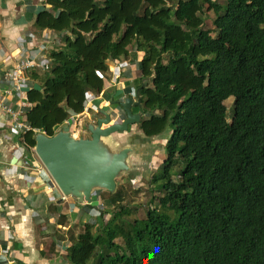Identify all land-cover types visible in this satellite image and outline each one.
<instances>
[{
	"label": "trees",
	"instance_id": "obj_1",
	"mask_svg": "<svg viewBox=\"0 0 264 264\" xmlns=\"http://www.w3.org/2000/svg\"><path fill=\"white\" fill-rule=\"evenodd\" d=\"M106 17L50 48V71L31 74L45 87L29 90L27 122L54 135L105 91L110 61L140 51L136 85L149 82L139 128L166 140V157L147 178L144 216L143 200H116L118 189L100 193L111 209L97 207L99 221L75 215L70 264H264V0H140L131 15L109 8ZM24 135L35 147L36 132Z\"/></svg>",
	"mask_w": 264,
	"mask_h": 264
},
{
	"label": "crops",
	"instance_id": "obj_2",
	"mask_svg": "<svg viewBox=\"0 0 264 264\" xmlns=\"http://www.w3.org/2000/svg\"><path fill=\"white\" fill-rule=\"evenodd\" d=\"M76 4L74 0H0V87L7 83L3 81L4 74L12 69L16 59L36 41L44 45H41L44 60L52 63L49 47L65 44L67 36L76 25L69 21L77 18L72 14H77ZM55 9L57 13L60 9L59 17L56 16ZM87 23L92 25L94 20ZM54 31L57 32L55 37ZM135 54L137 52L131 58L115 59L107 64L110 74L106 79V91L101 96L113 98L116 91L129 88L127 94H130L137 88L140 68L130 63L135 61ZM37 71L39 75L45 72L43 69ZM26 82L35 86V89L45 87L40 76H28ZM19 97L30 102L28 94L23 93ZM88 105V110L79 115L83 124L94 120L92 113L106 106L100 98L89 100ZM86 113L89 116L83 119ZM88 118L90 120L86 121ZM78 130L82 131L81 128ZM138 132L141 133L140 129ZM80 133L87 137L83 131ZM132 142L130 139V144ZM29 164L31 167L27 168L26 165ZM43 166L35 149L27 144L25 135L12 131L8 115L0 109V264H70L68 247L71 245V235L68 231L75 222L74 212L76 216L81 215L80 220L85 213L87 217L91 215L89 220L99 221L98 218L93 219L98 214V209L95 208L97 210L94 211V207L86 204L78 207L79 203H74L75 208L65 213L59 211L58 207L67 204L69 200L59 201L63 194ZM46 183L53 188L49 189ZM50 204L55 206V212L49 209ZM60 213L67 214L69 222L61 224ZM56 231L65 233L67 237L60 239ZM77 232L76 230L74 234L79 238L80 232L79 236ZM52 242L57 243L58 255L48 258L46 251L53 253Z\"/></svg>",
	"mask_w": 264,
	"mask_h": 264
},
{
	"label": "water",
	"instance_id": "obj_3",
	"mask_svg": "<svg viewBox=\"0 0 264 264\" xmlns=\"http://www.w3.org/2000/svg\"><path fill=\"white\" fill-rule=\"evenodd\" d=\"M148 82L146 78L136 88L135 97L123 95L93 112L94 120L87 125L91 133L88 137L77 136L71 126L54 135L41 131L36 134L35 153L63 194L60 202L72 198L96 208L95 194L103 190L115 192L117 178L134 170L138 149L133 144H123L116 134L128 133L141 122V89ZM121 110L125 113L120 118Z\"/></svg>",
	"mask_w": 264,
	"mask_h": 264
},
{
	"label": "rangeland",
	"instance_id": "obj_4",
	"mask_svg": "<svg viewBox=\"0 0 264 264\" xmlns=\"http://www.w3.org/2000/svg\"><path fill=\"white\" fill-rule=\"evenodd\" d=\"M75 2H77V4L75 5V8L77 10V14L76 13H72L73 15H76L75 20H71L69 19V21H71L72 23L76 24V26L79 24V28L83 31H90L93 30L94 27H96V25L99 23L101 25V23H103L104 20H107L106 17V13L108 12L109 8L110 9H115V10H120V11H126V13L128 15H131V13L138 7V4L140 2V0H135V1H130V0H113V3L111 4V6L108 9H102L100 7H98L97 5H95V1L94 0H74ZM226 6V2H224V7ZM91 11V13L89 12ZM206 26L211 27L213 26V20L215 18L214 13L211 16H206ZM92 19L94 20V23L92 25H89L87 22L92 21ZM98 24V25H99ZM97 25V27H98ZM92 26V27H91ZM135 83V82H133ZM125 93L127 94L129 91V88L124 89ZM118 97V96H117ZM234 97L232 96V98H230L227 101V106H228V110L230 112V109L233 106V100ZM143 112V116L148 115V113L146 114V111H144V109L142 110ZM90 120V118L86 119V121ZM139 126V124L137 125V127ZM78 128H81V130L90 136V132L87 129V123L85 122L84 126L79 125ZM138 129L140 128H136L135 130H133V132H118L117 136L120 137L123 141H129L130 139H132V143L134 145H136L138 147V158L140 160H145L143 161V163L141 164V162H139L140 160L137 159V157L135 156V161H134V170L128 174L123 175L122 177H120V179L118 180V185H117V189L118 191L121 192L122 197L117 198L116 200H120V199H128L129 197L133 196L135 198H139L141 200H143V207L141 208V216H144V211L147 210L146 207H148L151 203L148 201L149 197L151 196V193L149 191V184H148V180L147 178L150 177L153 173L155 172H161L163 170V162L165 160L166 157V147H165V141L164 139H162V136H154V137H147L144 136L142 133L138 132ZM59 127H57L55 129V131H58ZM78 131L76 130V135L80 136L83 135V133L78 134ZM167 132H168V136L170 135L171 131L166 130V132H164V137L166 139H168L167 136ZM85 136V135H84ZM127 139V140H126ZM58 187V186H57ZM103 191H99L95 194V201H96V205L98 207L104 208V209H111L110 206V202L109 200H99L97 198L100 196V193H102ZM72 199V198H69ZM68 200V199H67ZM73 201V206L72 209L75 208V204L77 205L76 201L74 199H72ZM75 203V204H74ZM59 206L58 208L60 209ZM61 210V209H60ZM97 210V209H96ZM94 208V211H96ZM61 212H67V211H63L61 210ZM74 214L76 215V212H74ZM81 216V215H79ZM90 214L87 216H85V213L83 214V217H81L82 221H86L89 222L91 220H89L90 218ZM96 216L93 218L95 219ZM71 228L69 229V234L71 235ZM80 232V231H78ZM77 232V233H78ZM77 236H79V233L77 234Z\"/></svg>",
	"mask_w": 264,
	"mask_h": 264
},
{
	"label": "built area",
	"instance_id": "obj_5",
	"mask_svg": "<svg viewBox=\"0 0 264 264\" xmlns=\"http://www.w3.org/2000/svg\"><path fill=\"white\" fill-rule=\"evenodd\" d=\"M56 13L57 11L55 9V14ZM60 14L61 13L59 9L56 16L59 17ZM41 45L44 47L42 42H34L29 48H27L22 56L16 59L12 69L7 71L3 76V81L7 83L4 85V87H0V109H2V111L8 115L9 125L14 133L23 135L28 130L35 131L36 133L40 131L39 129L32 128L31 125L27 122V112L29 111V107H31V103L22 100L19 95L23 93L27 95L29 90L35 89V86L27 84L26 82V78L28 76H31L35 69H43L44 71H50L51 69L52 63L50 64L48 60H44V50ZM51 47L52 46L49 47V50ZM143 54V52L137 51V54H135L134 56L135 61L130 63L139 68V65L137 64L138 62L142 61ZM132 94L135 96V89L132 91ZM9 98H13V100H10ZM98 98H100L104 104L110 105L111 103L110 97L100 96ZM119 113V117L121 118V115H123L125 112L121 110V112ZM73 118L74 117H69V119L66 120L65 124L61 125V127H64L65 125L74 126L75 122L74 120L72 122ZM26 166L27 168H29L31 167V164ZM45 171L47 172L46 169ZM46 186L49 189L53 188L48 183H46ZM94 204L96 205L95 200ZM98 217L99 212L96 215V219Z\"/></svg>",
	"mask_w": 264,
	"mask_h": 264
},
{
	"label": "clouds",
	"instance_id": "obj_6",
	"mask_svg": "<svg viewBox=\"0 0 264 264\" xmlns=\"http://www.w3.org/2000/svg\"><path fill=\"white\" fill-rule=\"evenodd\" d=\"M106 83H107V82H106ZM105 91H106V90H105ZM103 93H104V92H103ZM103 93H102V94H103ZM102 94H100L99 96H95V97H93V98L96 99V98L100 97ZM123 95H133V94H132V93H130V94H126V93L124 92V89H122V90H120L119 92L116 91V92L114 93V95H113V98L110 97V98H111V101L114 100V99H117V98H119V97H122ZM117 96H118V97H117ZM133 96H134V95H133ZM135 96H136V89H135ZM135 96H134V97H135ZM93 98H91L90 101H92ZM105 105H106V106H109V105H107V104H105ZM110 105H111V104H110ZM89 106H90V105H89ZM31 107H32V105H31ZM75 116H76V117H75ZM80 116H81V114H80ZM85 116H86V114L84 115L83 119L86 118ZM87 116H88V115H87ZM69 117H74V118H75V119L73 118V120H74V122H75V125H74V126H71V125H65L64 127H66V126H71V127H72V130H73V132H74L75 134H76V130H77V131L79 132V134H80V132H82V131H79V130H78V129H79L78 126L81 124V123L79 122V118H80L79 115H76V114H70ZM69 117H68V119H69ZM76 121H77V124H76ZM88 122H89V121H88ZM88 122H87V125H88ZM84 124H85V123H84ZM84 124H83L82 126H84ZM61 125H62V124H61ZM61 125H58V126H57V127H59V130H60L61 128H64V127H61ZM57 127H56V128H57ZM56 128H55V129H56ZM136 128H137V126H136ZM59 130H58V131H59ZM134 130H135V129H134ZM40 131H41V130H40ZM40 131H39V132H40ZM41 132H44V131H41ZM56 132H57V131H55V133H56ZM78 132H77V133H78ZM130 132H131V131H130ZM132 132H133V130H132ZM37 133H38V132H37ZM37 133H36V134H37ZM45 133H46V132H45ZM33 148H35V147H33Z\"/></svg>",
	"mask_w": 264,
	"mask_h": 264
},
{
	"label": "bare ground",
	"instance_id": "obj_7",
	"mask_svg": "<svg viewBox=\"0 0 264 264\" xmlns=\"http://www.w3.org/2000/svg\"><path fill=\"white\" fill-rule=\"evenodd\" d=\"M56 34H57V32L54 31V32H53V36L55 37ZM79 122L81 123V125H83L82 117L79 118ZM78 134H79V132H78ZM140 162H141V164H142V161H140ZM68 200H69V202H68L67 204H63V205H61V206H62V207H60L61 210H63V211H69V210H71V208H72V206H73V201H72V199H68ZM50 205H51V204H50ZM48 206H49V205H48ZM49 209H51L52 212H55V211H56L55 206H54L53 204L49 207ZM61 210H59V211H61ZM56 234H57V236H58L60 239H65V238L67 237V235H66L65 233H60L59 231H56Z\"/></svg>",
	"mask_w": 264,
	"mask_h": 264
},
{
	"label": "flooded vegetation",
	"instance_id": "obj_8",
	"mask_svg": "<svg viewBox=\"0 0 264 264\" xmlns=\"http://www.w3.org/2000/svg\"><path fill=\"white\" fill-rule=\"evenodd\" d=\"M116 138H117V139H119V140L121 141V138H120V137H118V136H117V134H116ZM121 142H122V141H121Z\"/></svg>",
	"mask_w": 264,
	"mask_h": 264
}]
</instances>
